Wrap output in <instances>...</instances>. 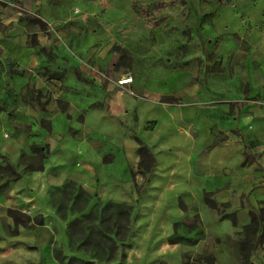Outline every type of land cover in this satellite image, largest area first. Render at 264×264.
Listing matches in <instances>:
<instances>
[{
    "label": "crops",
    "instance_id": "obj_1",
    "mask_svg": "<svg viewBox=\"0 0 264 264\" xmlns=\"http://www.w3.org/2000/svg\"><path fill=\"white\" fill-rule=\"evenodd\" d=\"M180 1L189 19L168 16L171 58L165 64L157 55L144 64L134 43L141 20L117 0H0V165L20 174L0 176V212L18 208L30 194L35 205L47 206L53 193L69 191L67 159L80 175L97 174L109 159L107 168L120 174L119 214L128 205L133 220L136 205L146 220L137 227H155L143 233V244L134 239L137 251L146 244L156 252L180 250V260L183 248L188 253L204 235L232 236L250 213L258 214L264 12L230 18L216 13L235 7L234 0ZM159 38L164 42L156 32V47ZM125 76L132 82L119 86ZM140 144L152 167L137 183L130 173ZM32 146L44 149L42 169L24 172L23 160L37 157ZM231 214L235 224L224 217ZM173 237L183 241L170 244ZM260 245L251 250L253 264L264 258Z\"/></svg>",
    "mask_w": 264,
    "mask_h": 264
},
{
    "label": "rangeland",
    "instance_id": "obj_2",
    "mask_svg": "<svg viewBox=\"0 0 264 264\" xmlns=\"http://www.w3.org/2000/svg\"><path fill=\"white\" fill-rule=\"evenodd\" d=\"M120 5L130 6L135 13V20H141L136 43L137 52L140 51L138 63L147 64L157 58L165 63V58H171L169 19L176 15L177 19L184 16L189 19V12L180 11V0H117ZM236 6L219 7L220 16H230L241 12H264V0H234ZM190 11V10H187ZM178 13V14H177ZM168 22L163 27H157L162 22ZM157 27V29H156ZM179 28V32H180ZM164 38L158 47L155 46V33ZM181 44V41H176ZM154 47H156L154 49ZM159 51V53H157ZM123 53L122 63H128L129 56ZM166 64V63H165ZM72 148V147H71ZM74 152H77L76 150ZM107 160L103 159L102 169L95 175L79 174L81 170L66 160L63 170L68 174L71 189L65 193H53L51 204L35 205L36 198L31 194L23 198V204L18 208L10 207L0 212V264H204L203 257L212 256L214 264H244L249 258L251 250L260 249L264 241L261 232L249 234L252 246L247 250L240 247L245 233L243 227L237 228L232 236H223L218 231L204 235L202 242L184 253V248L172 253L171 250L153 251L146 244L137 251L134 249V239L138 238L143 244L146 236L143 233H153L155 227L146 225L138 228L137 224H146L144 217L137 212L136 205L132 212L133 220L129 219L130 206H122L119 214L120 198L116 182L120 174L115 167L107 168ZM35 164L28 159L23 165ZM134 182L141 183L147 178V172L137 165L130 173ZM136 185L137 193L140 192ZM49 196L43 194L41 197ZM128 198V196H127ZM131 199L132 205L134 199ZM46 203V202H45ZM45 206V207H44ZM182 209V206H181ZM121 215V216H119ZM140 216V217H138ZM143 220V222H142ZM142 222V223H140ZM176 229L182 230L176 226ZM175 238V237H174ZM189 243V242H188ZM160 252V253H159ZM258 255V254H255ZM179 261V262H178ZM258 264H264V258ZM252 263V262H251Z\"/></svg>",
    "mask_w": 264,
    "mask_h": 264
},
{
    "label": "trees",
    "instance_id": "obj_3",
    "mask_svg": "<svg viewBox=\"0 0 264 264\" xmlns=\"http://www.w3.org/2000/svg\"><path fill=\"white\" fill-rule=\"evenodd\" d=\"M164 101L166 102H171V101H174L173 99H165ZM31 151L33 153H35V155L37 156L36 157V160L35 164H32V165H29V166H25L23 165V171L24 172H32V171H37V170H41L42 169V160L45 158L43 156V151L44 149L42 147H35V146H32L31 147ZM136 153L138 155V159H139V162H138V166L139 168H143L146 170L147 173L150 172L151 170V167H152V158H151V155L150 153H148L147 149L143 146V145H139V147L137 148L136 150ZM0 176L1 177H4L6 180H16L20 177V174L17 173L14 168L7 164V165H0ZM207 205L211 208H215V205L211 202H209L208 200L206 201ZM225 218H228L230 219V221L235 224V219H234V216L231 214V215H226L224 216ZM243 231L245 233V236H244V242L240 243V247L242 249H245L247 250L248 248H250L252 246L251 244V240L248 239V235L249 234H256L257 232H261V236H264V204H263V207L260 208L258 214H254V213H250V222L243 227ZM168 241L170 242V244H173V243H179V242H182L183 240L179 237H173V238H169ZM203 261H204V264H214V259L212 256H205L203 257ZM243 263L244 264H253L249 261V258L247 257V259H244L243 260ZM85 264V263H84ZM182 264H190V263H182ZM195 264V263H193Z\"/></svg>",
    "mask_w": 264,
    "mask_h": 264
},
{
    "label": "built area",
    "instance_id": "obj_4",
    "mask_svg": "<svg viewBox=\"0 0 264 264\" xmlns=\"http://www.w3.org/2000/svg\"><path fill=\"white\" fill-rule=\"evenodd\" d=\"M98 76L101 78V77H103V75H101V74H98ZM132 82V79L130 78V77H128V76H125L124 78H122V80H119L118 82H117V84L119 85V86H122V85H124V84H126V83H131Z\"/></svg>",
    "mask_w": 264,
    "mask_h": 264
}]
</instances>
